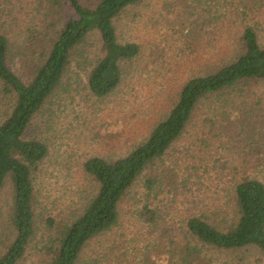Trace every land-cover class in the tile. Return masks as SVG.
Segmentation results:
<instances>
[{"label": "trees", "instance_id": "16d2710c", "mask_svg": "<svg viewBox=\"0 0 264 264\" xmlns=\"http://www.w3.org/2000/svg\"><path fill=\"white\" fill-rule=\"evenodd\" d=\"M142 1L47 0L49 15L63 11L68 17L48 36L47 53L35 63L28 82L10 67V28L0 16V95L10 104L0 122V192L10 181V224L16 233L0 255V264H19L35 235L34 174L49 155L48 145L32 134L37 132L36 119L61 88L75 52L94 34L100 37L104 56L90 71L88 90L102 100L120 88L124 66L136 61L142 49L137 43H120L115 20ZM249 15L248 8L240 12L232 5H222L221 0L182 1L178 23L186 40L204 47L200 34L208 32L214 36L209 38L213 50L221 48L210 53L209 59L192 52L196 56L195 62L191 61L203 67L202 72L170 92L168 107L149 126L148 138L119 159L94 157L85 162L84 171L99 189L74 219L48 222L54 230L45 248L51 264H79L91 241L119 225L120 207L143 173L186 135L193 140L195 150L190 155V170L199 175V183L206 181L199 189H206V193L213 188L208 186L211 181L225 182L230 193L226 204L190 216L182 239L167 240L168 261L202 264L205 248L236 251L256 247L264 255V178L257 176L263 172L256 165L261 163L259 147L264 145V21L247 20ZM52 26L55 29L57 24ZM222 32L234 38L216 39ZM229 43L238 46V52L227 61L233 51L221 50ZM242 146L249 150H242ZM215 155L218 157L213 160ZM165 178L168 184L158 177L146 181L149 196L155 190L164 192L167 186H179L173 171ZM182 187H187L184 180ZM159 214L154 203L148 202L141 217L156 225Z\"/></svg>", "mask_w": 264, "mask_h": 264}, {"label": "rangeland", "instance_id": "374dc122", "mask_svg": "<svg viewBox=\"0 0 264 264\" xmlns=\"http://www.w3.org/2000/svg\"><path fill=\"white\" fill-rule=\"evenodd\" d=\"M182 1L143 0L115 20L120 43H137L142 53L132 64L124 66L123 83L109 98L99 100L88 90L90 71L104 56L99 35L94 34L75 52L61 88L36 119L37 132H32L48 145L49 155L34 174L36 230L19 264H51L45 248L54 230L49 229L48 222L74 219L98 192V184L84 171L85 162L94 157L119 159L136 143L148 138L149 126L168 107L170 92L202 72L203 67L192 62L196 56L192 52L209 59L210 53L220 50L221 46L213 50L214 43L209 38L214 36L208 32L200 34L204 47L203 44L197 47L182 35V26L178 23ZM221 2L240 12L248 8L247 20L264 21V0ZM46 3L47 0L0 2L1 20L10 28V67L24 82L30 81L35 63L47 53L48 36L60 29L68 17L63 11L49 15ZM225 11L229 13L230 9ZM52 23L57 24L55 29ZM224 36L234 38L222 32L216 39ZM261 45L264 46V36H261ZM237 47L229 43L222 48L223 53L233 51L227 61L234 59ZM9 107L0 95V122ZM192 142L186 135L162 160L143 173L120 207L119 225L111 233L91 241L79 264H174L168 261L167 240L182 239L190 216L226 204L230 193L225 182L212 184L214 181H211L208 186L213 188L206 193V189H199L206 181L199 183V175L190 170V155L195 154ZM261 146V163L256 165L263 172L257 176L263 179L264 145ZM242 150L249 148L242 146ZM172 171L178 177L179 186H167L164 192L155 190L149 196L146 181L158 177L168 184L165 175H171ZM183 180L187 183L186 189L182 187ZM148 202L160 211L156 225L141 217ZM11 206L8 181L0 192V255L16 236L10 224ZM202 264H264V255L256 247L236 251L205 248Z\"/></svg>", "mask_w": 264, "mask_h": 264}]
</instances>
